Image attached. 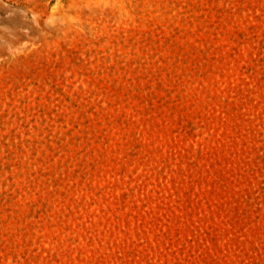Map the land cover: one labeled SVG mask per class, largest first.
Returning <instances> with one entry per match:
<instances>
[{"label": "rangeland", "instance_id": "374dc122", "mask_svg": "<svg viewBox=\"0 0 264 264\" xmlns=\"http://www.w3.org/2000/svg\"><path fill=\"white\" fill-rule=\"evenodd\" d=\"M0 264H264V0H0Z\"/></svg>", "mask_w": 264, "mask_h": 264}]
</instances>
